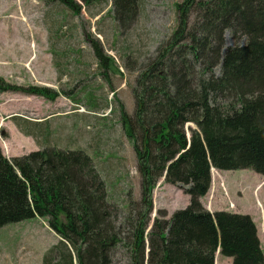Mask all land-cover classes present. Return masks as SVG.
Instances as JSON below:
<instances>
[{
  "label": "trees",
  "instance_id": "trees-1",
  "mask_svg": "<svg viewBox=\"0 0 264 264\" xmlns=\"http://www.w3.org/2000/svg\"><path fill=\"white\" fill-rule=\"evenodd\" d=\"M51 1L79 14L83 6L108 0ZM140 4L112 0L120 34L138 18ZM177 10V28L132 86L134 111L120 103L121 125L141 175L139 202H120L87 148L61 147L58 140L50 144L51 130L37 123L18 126L39 141V149L7 157L0 146V227L34 217L46 221L60 241L46 252L44 264H75L74 259L77 264H112L120 246L129 250L130 264H215L219 248L232 264H264L253 217L211 212L202 202L213 167L249 168L264 175V0H183ZM226 30L246 37V43L224 52ZM87 38L107 75L114 59L99 39ZM7 91L48 98L58 94L0 76V94ZM189 123L196 125L190 133ZM69 129L68 142L75 141ZM165 173V181L181 186L190 201L169 219L159 211L163 217H155L146 235L153 191Z\"/></svg>",
  "mask_w": 264,
  "mask_h": 264
},
{
  "label": "rangeland",
  "instance_id": "rangeland-1",
  "mask_svg": "<svg viewBox=\"0 0 264 264\" xmlns=\"http://www.w3.org/2000/svg\"><path fill=\"white\" fill-rule=\"evenodd\" d=\"M182 1L141 0L138 18L120 34L113 18L112 0L83 6L79 14L71 13L57 1L0 0V76L16 85H35L58 92L54 98L21 91L0 94V118L7 121L0 128V140L7 157L12 155L8 149L10 135L15 139L18 136V155L37 148L35 137L31 140L18 126L37 123L51 130L50 144L58 140L62 141L61 147L71 144V148H87L120 202L130 198L139 202L141 175L133 143L121 125L120 103L129 113L134 111L132 86L159 45L177 28V3ZM87 34L99 39L114 59L107 75L98 64ZM246 41V37H235L226 30L223 50ZM220 71L218 65L216 72ZM191 126L196 127L189 123L188 133ZM68 129L77 137L75 141L68 142ZM211 176L210 190L202 198L204 206L210 199L213 211L253 213L264 248V175L249 168L213 167ZM189 201L190 196L181 186L160 178L153 191L154 208L146 235L155 217H163L159 211H166L169 219ZM121 212L119 224L125 216ZM59 241L60 237L40 217L1 226L0 264H44L46 252ZM147 251L148 247L146 257ZM220 256V264H232L231 257ZM74 263L77 264L76 259ZM130 263L129 250L120 246L112 264Z\"/></svg>",
  "mask_w": 264,
  "mask_h": 264
},
{
  "label": "crops",
  "instance_id": "crops-1",
  "mask_svg": "<svg viewBox=\"0 0 264 264\" xmlns=\"http://www.w3.org/2000/svg\"><path fill=\"white\" fill-rule=\"evenodd\" d=\"M7 123V121L5 120V117H2V118H0V128H2L1 126H3L2 124H4V123ZM5 125V124H4ZM22 132V131H21ZM11 134V133H10ZM9 134V135H10ZM17 135H18V129H17V133H16ZM25 134V133H24ZM26 135V134H25ZM28 138H30L31 140H34V137L33 136H31V135H26ZM8 142H9V147H8V149H9V154H11L12 153V155L11 156H8V157H13V156H18V136L16 137V139L15 138H12V135H10L9 137H8ZM37 143L38 144H35V150H37V149H39L40 148V143H39V141L37 140ZM12 145V146H11ZM0 146H2L1 148H2V150H3V153L5 154V153H7V152H5V146H3V143L1 142V140H0ZM13 147V148H12ZM8 154V153H7ZM6 155V154H5ZM23 155V154H22ZM7 156V155H6ZM235 212H237V211H235ZM240 213H246V211L245 212H240ZM248 214H250L252 217H253V219L255 220V217H254V215H253V213H249L248 212ZM259 217H260V214H259ZM261 219V218H260ZM264 220V219H263ZM259 234V233H258ZM259 237H260V235H259ZM220 255H222L221 253H220V249H218V251L216 252V259H215V264H220V263H222V261L220 260L221 259V256Z\"/></svg>",
  "mask_w": 264,
  "mask_h": 264
},
{
  "label": "water",
  "instance_id": "water-1",
  "mask_svg": "<svg viewBox=\"0 0 264 264\" xmlns=\"http://www.w3.org/2000/svg\"><path fill=\"white\" fill-rule=\"evenodd\" d=\"M165 176H166V173H165V175H164V177H163L164 179H165ZM219 249H220V248H219ZM148 250H149V249H148Z\"/></svg>",
  "mask_w": 264,
  "mask_h": 264
}]
</instances>
